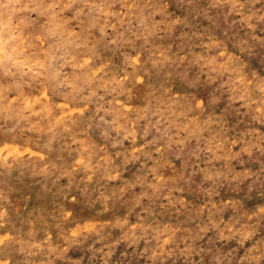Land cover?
<instances>
[{
  "label": "rangeland",
  "instance_id": "obj_1",
  "mask_svg": "<svg viewBox=\"0 0 264 264\" xmlns=\"http://www.w3.org/2000/svg\"><path fill=\"white\" fill-rule=\"evenodd\" d=\"M0 264H264V0H0Z\"/></svg>",
  "mask_w": 264,
  "mask_h": 264
}]
</instances>
